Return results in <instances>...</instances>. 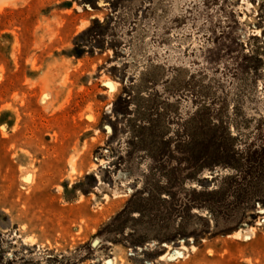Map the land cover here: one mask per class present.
<instances>
[{
    "label": "rangeland",
    "instance_id": "1",
    "mask_svg": "<svg viewBox=\"0 0 264 264\" xmlns=\"http://www.w3.org/2000/svg\"><path fill=\"white\" fill-rule=\"evenodd\" d=\"M4 2L0 264H264V0Z\"/></svg>",
    "mask_w": 264,
    "mask_h": 264
},
{
    "label": "bare ground",
    "instance_id": "2",
    "mask_svg": "<svg viewBox=\"0 0 264 264\" xmlns=\"http://www.w3.org/2000/svg\"><path fill=\"white\" fill-rule=\"evenodd\" d=\"M5 2H4V0H0V7L4 4ZM8 2H6V4H7ZM4 6H5V4H4ZM3 6V7H4ZM249 3L248 2H246V9L248 10L249 9ZM260 33V32H259ZM114 84V83H113ZM114 86V85H113ZM114 88V87H113ZM73 171V170H72ZM253 231H254V229L253 228H250V229H248V230H239V231H237L236 233H235V235L236 236H238V237H240V238H242V239H248V238H250L252 235H253ZM182 249H184L183 247H181ZM168 255V254H167ZM167 255L165 254L164 256H162L161 257V260H164L166 257H167ZM178 256H180V255H178ZM167 259V258H166Z\"/></svg>",
    "mask_w": 264,
    "mask_h": 264
},
{
    "label": "water",
    "instance_id": "3",
    "mask_svg": "<svg viewBox=\"0 0 264 264\" xmlns=\"http://www.w3.org/2000/svg\"><path fill=\"white\" fill-rule=\"evenodd\" d=\"M96 244V241L93 243V245H95Z\"/></svg>",
    "mask_w": 264,
    "mask_h": 264
}]
</instances>
